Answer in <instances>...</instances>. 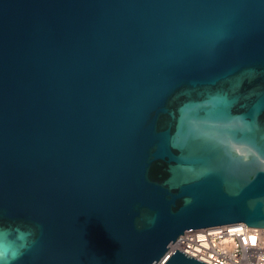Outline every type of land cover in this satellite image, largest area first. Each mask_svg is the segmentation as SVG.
<instances>
[{
	"label": "water",
	"instance_id": "95a60500",
	"mask_svg": "<svg viewBox=\"0 0 264 264\" xmlns=\"http://www.w3.org/2000/svg\"><path fill=\"white\" fill-rule=\"evenodd\" d=\"M238 222L264 229V0H0L15 264H152Z\"/></svg>",
	"mask_w": 264,
	"mask_h": 264
},
{
	"label": "built area",
	"instance_id": "2783aa9c",
	"mask_svg": "<svg viewBox=\"0 0 264 264\" xmlns=\"http://www.w3.org/2000/svg\"><path fill=\"white\" fill-rule=\"evenodd\" d=\"M152 264H166L178 250L206 264H264V230L238 222L187 230Z\"/></svg>",
	"mask_w": 264,
	"mask_h": 264
},
{
	"label": "clouds",
	"instance_id": "9594fccd",
	"mask_svg": "<svg viewBox=\"0 0 264 264\" xmlns=\"http://www.w3.org/2000/svg\"><path fill=\"white\" fill-rule=\"evenodd\" d=\"M32 229L0 227V262L15 264L21 256L36 245Z\"/></svg>",
	"mask_w": 264,
	"mask_h": 264
},
{
	"label": "bare ground",
	"instance_id": "6f19581e",
	"mask_svg": "<svg viewBox=\"0 0 264 264\" xmlns=\"http://www.w3.org/2000/svg\"><path fill=\"white\" fill-rule=\"evenodd\" d=\"M264 230V229H263Z\"/></svg>",
	"mask_w": 264,
	"mask_h": 264
}]
</instances>
